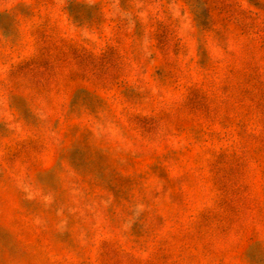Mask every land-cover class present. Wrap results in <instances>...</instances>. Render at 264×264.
Instances as JSON below:
<instances>
[{
  "label": "rangeland",
  "instance_id": "obj_1",
  "mask_svg": "<svg viewBox=\"0 0 264 264\" xmlns=\"http://www.w3.org/2000/svg\"><path fill=\"white\" fill-rule=\"evenodd\" d=\"M0 264H264V0H0Z\"/></svg>",
  "mask_w": 264,
  "mask_h": 264
}]
</instances>
